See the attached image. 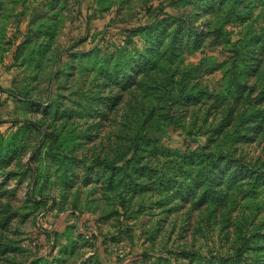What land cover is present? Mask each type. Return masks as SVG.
Returning <instances> with one entry per match:
<instances>
[{
	"label": "rangeland",
	"instance_id": "1",
	"mask_svg": "<svg viewBox=\"0 0 264 264\" xmlns=\"http://www.w3.org/2000/svg\"><path fill=\"white\" fill-rule=\"evenodd\" d=\"M0 264H264V0H0Z\"/></svg>",
	"mask_w": 264,
	"mask_h": 264
},
{
	"label": "trees",
	"instance_id": "2",
	"mask_svg": "<svg viewBox=\"0 0 264 264\" xmlns=\"http://www.w3.org/2000/svg\"><path fill=\"white\" fill-rule=\"evenodd\" d=\"M2 91H5V90H2ZM211 155H214V154H211Z\"/></svg>",
	"mask_w": 264,
	"mask_h": 264
}]
</instances>
